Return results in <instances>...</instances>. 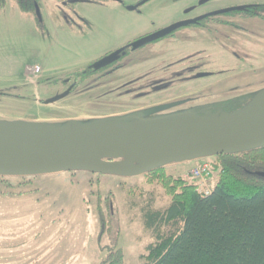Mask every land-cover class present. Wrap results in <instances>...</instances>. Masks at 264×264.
<instances>
[{"label": "rangeland", "instance_id": "obj_1", "mask_svg": "<svg viewBox=\"0 0 264 264\" xmlns=\"http://www.w3.org/2000/svg\"><path fill=\"white\" fill-rule=\"evenodd\" d=\"M40 25L12 0L0 8V121L29 125L90 124L193 97V102L133 119L134 126H165L206 115L218 101L264 91V8L234 10L142 47L93 81L73 89V74L128 42L196 15L264 0H38ZM192 8V10H191ZM225 21L230 24H215ZM39 67L40 71H37ZM69 94L56 102L53 97ZM73 133V128L69 134ZM203 160V159H202ZM199 161L165 166L189 182ZM212 158L204 159L210 163ZM213 186L216 175L211 174ZM171 197L144 176L87 172L0 177V264H100L99 212L112 207L124 264H148V210L164 211ZM110 205V206H109ZM175 230L160 229L165 237ZM109 244L106 231L102 245Z\"/></svg>", "mask_w": 264, "mask_h": 264}, {"label": "water", "instance_id": "obj_2", "mask_svg": "<svg viewBox=\"0 0 264 264\" xmlns=\"http://www.w3.org/2000/svg\"><path fill=\"white\" fill-rule=\"evenodd\" d=\"M209 0H201L204 4ZM142 4V3H141ZM136 7L127 9L134 11ZM229 8L181 21L133 41L138 50L176 29L195 24L207 16L242 10ZM120 48L92 64L100 70L124 55ZM70 88L49 100L65 98ZM175 103L135 113L125 119L82 124L29 125L0 121V177H33L63 172L134 178L179 162H193L219 155L243 153L264 147V91L241 109L207 113L165 126H134L144 118ZM73 128V133L69 131ZM264 177L263 173L257 174Z\"/></svg>", "mask_w": 264, "mask_h": 264}, {"label": "trees", "instance_id": "obj_3", "mask_svg": "<svg viewBox=\"0 0 264 264\" xmlns=\"http://www.w3.org/2000/svg\"><path fill=\"white\" fill-rule=\"evenodd\" d=\"M20 12L40 25L38 0H12ZM6 0H0V8ZM262 5L244 6L242 11L254 15ZM155 44V43H153ZM135 51L131 50L121 63ZM119 60V59H118ZM92 64L72 73L73 89L93 81L110 69L109 65L94 70ZM71 86V87H72ZM256 93L243 94L221 100L212 105L209 113H229L241 109ZM193 97L176 101L175 107L193 102ZM210 172L216 175L211 193L200 195L196 181L167 175L164 168L144 175L148 184L159 183L171 197L164 211L148 210L144 214L146 229L155 234V241L146 248L148 264H264V147L243 153L213 157ZM110 206V205H109ZM109 220L99 212L101 233L97 243L105 252L100 264H124L123 249L119 246V230L112 207ZM172 226L174 232L162 237L160 229ZM109 236V244L102 245V236Z\"/></svg>", "mask_w": 264, "mask_h": 264}, {"label": "built area", "instance_id": "obj_4", "mask_svg": "<svg viewBox=\"0 0 264 264\" xmlns=\"http://www.w3.org/2000/svg\"><path fill=\"white\" fill-rule=\"evenodd\" d=\"M40 71L39 67L36 69ZM190 175L196 181V190L202 196H207L213 190L212 176L209 163L200 160L199 164L190 170Z\"/></svg>", "mask_w": 264, "mask_h": 264}, {"label": "flooded vegetation", "instance_id": "obj_5", "mask_svg": "<svg viewBox=\"0 0 264 264\" xmlns=\"http://www.w3.org/2000/svg\"><path fill=\"white\" fill-rule=\"evenodd\" d=\"M148 1H150V0H142V1H140L139 3H137L136 5H134V7H136L135 8V10L134 11H136V12H138V13H140L141 12V8H142V5H144L145 3H147ZM201 1V0H200ZM142 3V4H141ZM255 5H262V6H264V4H262V3H260V4H255ZM244 6H249V5H244ZM244 6H240V7H244ZM126 9H127V7H125ZM128 10V9H127ZM191 10H192V8H191ZM224 10V9H223ZM219 11V10H218ZM215 12V11H214ZM211 13H213V12H211ZM208 14H210V13H206V14H202V15H196V16H193V17H191L190 19H185V20H182V21H187V20H193V19H196V18H198V17H201V16H203V15H208ZM212 16H214V15H212ZM212 16H207V17H205L204 19H202V20H200V21H198L197 23H195V24H191V25H201V23H202V21H204L205 19H207V18H210V17H212ZM179 22H181V21H179ZM178 23V22H177ZM175 24V23H174ZM215 24H218V25H222V26H227V25H230V24H228V23H226L225 21H220V22H217V23H215ZM173 25V24H172ZM191 25H188V26H191ZM169 26H171V25H169ZM169 26H167V27H169ZM185 27H187V26H185ZM164 28H166V27H164ZM164 28H159V29H157V30H155V31H153V32H151V33H154V32H157V31H159V30H161V29H164ZM182 28H184V27H182ZM179 29H181V28H179ZM179 29H176L175 31H177V30H179ZM175 31H173V32H171L170 34H168V35H166L165 37H163V38H161V39H159V40H157V41H155V42H153V43H155V44H157V43H159L160 41H163V40H165V39H167V38H169V37H172L171 39H174L175 37H173V35H174V32ZM151 33H148V34H151ZM148 34H146V35H148ZM146 35H144V36H146ZM143 37V36H142ZM139 38H141V37H139ZM139 38H137V39H139ZM136 40V39H135ZM135 40H133V41H135ZM133 41H130V42H128L126 45H124L123 47H120V48H124V55H122V57H125L130 51H131V48L129 47V45L133 42ZM153 43H151V44H149V45H155V44H153ZM146 46H148V45H146ZM146 46H144V47H146ZM120 48H118V49H120ZM118 49H116V50H118ZM116 50H114V51H116ZM114 51H111V52H109V53H107V54H105V55H108V54H110V53H112V52H114ZM136 51V50H135ZM104 55V56H105ZM103 57V56H102ZM119 57H121V56H119ZM120 61V58H119V60H117V61H115L114 63H117V62H119ZM110 65H113V64H110ZM114 67H121L120 66V63L119 64H115V65H113V66H111V68H114ZM110 68V69H111ZM72 86V85H71ZM70 86V87H71Z\"/></svg>", "mask_w": 264, "mask_h": 264}]
</instances>
